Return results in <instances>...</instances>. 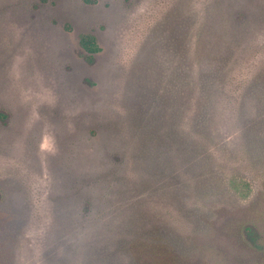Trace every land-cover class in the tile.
<instances>
[{
	"label": "rangeland",
	"instance_id": "1",
	"mask_svg": "<svg viewBox=\"0 0 264 264\" xmlns=\"http://www.w3.org/2000/svg\"><path fill=\"white\" fill-rule=\"evenodd\" d=\"M0 264H264V0H0Z\"/></svg>",
	"mask_w": 264,
	"mask_h": 264
},
{
	"label": "trees",
	"instance_id": "2",
	"mask_svg": "<svg viewBox=\"0 0 264 264\" xmlns=\"http://www.w3.org/2000/svg\"><path fill=\"white\" fill-rule=\"evenodd\" d=\"M87 4H93L96 2V0H83ZM79 46L82 50V52L85 55V58L91 62L95 56L96 53H98L101 48L98 45L97 38L92 33H82L79 35L78 38ZM249 231V229H248Z\"/></svg>",
	"mask_w": 264,
	"mask_h": 264
}]
</instances>
